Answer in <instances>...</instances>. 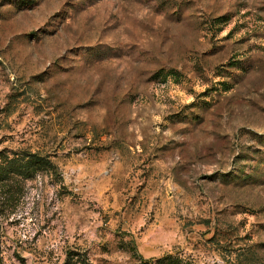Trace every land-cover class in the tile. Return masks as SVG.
Masks as SVG:
<instances>
[{
	"label": "rangeland",
	"instance_id": "rangeland-1",
	"mask_svg": "<svg viewBox=\"0 0 264 264\" xmlns=\"http://www.w3.org/2000/svg\"><path fill=\"white\" fill-rule=\"evenodd\" d=\"M30 155L0 264H264V0H0V162Z\"/></svg>",
	"mask_w": 264,
	"mask_h": 264
},
{
	"label": "trees",
	"instance_id": "trees-1",
	"mask_svg": "<svg viewBox=\"0 0 264 264\" xmlns=\"http://www.w3.org/2000/svg\"><path fill=\"white\" fill-rule=\"evenodd\" d=\"M33 155H30L28 162L26 163H22L19 162L16 159H10L8 161H1L0 162V180L1 177L8 173V172H16L21 170L22 173L23 172H31L35 169L36 164L37 165H41V160H39V158H33ZM150 262H154L157 264H172V259H171V255L169 254H165L162 257H159L157 259H151L149 260ZM147 261L143 260V263L145 264ZM176 264V263H173Z\"/></svg>",
	"mask_w": 264,
	"mask_h": 264
}]
</instances>
